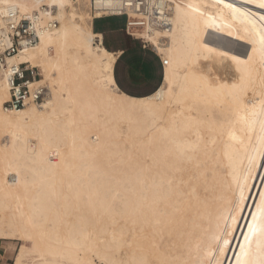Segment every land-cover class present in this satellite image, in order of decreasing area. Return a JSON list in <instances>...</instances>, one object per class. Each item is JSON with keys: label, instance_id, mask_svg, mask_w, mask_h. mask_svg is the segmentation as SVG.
I'll return each mask as SVG.
<instances>
[{"label": "bare ground", "instance_id": "1", "mask_svg": "<svg viewBox=\"0 0 264 264\" xmlns=\"http://www.w3.org/2000/svg\"><path fill=\"white\" fill-rule=\"evenodd\" d=\"M166 1L172 30L134 33L164 80L135 98L90 0H0L1 25L9 7L58 22L10 60L40 69L42 106L5 111L0 76V241L21 243L14 264H264V0Z\"/></svg>", "mask_w": 264, "mask_h": 264}, {"label": "built area", "instance_id": "2", "mask_svg": "<svg viewBox=\"0 0 264 264\" xmlns=\"http://www.w3.org/2000/svg\"><path fill=\"white\" fill-rule=\"evenodd\" d=\"M10 1V0H3ZM44 15L54 10L43 5ZM94 20L102 18H125V33L140 41L144 49H155L151 43L135 36L136 31L147 35L168 34L173 28L170 3L166 0H90ZM97 14L102 16L97 17ZM5 24H0V76H4L9 88V100L4 110L14 112L34 104L42 106L50 96V90L36 81L42 74L38 67L27 62H11L19 54L28 52L40 42L43 35L53 32L58 22L44 19L39 10L26 14L17 7H9L4 14ZM165 37H160V41Z\"/></svg>", "mask_w": 264, "mask_h": 264}, {"label": "crops", "instance_id": "3", "mask_svg": "<svg viewBox=\"0 0 264 264\" xmlns=\"http://www.w3.org/2000/svg\"><path fill=\"white\" fill-rule=\"evenodd\" d=\"M103 19H108V18H102L93 21L94 31H95V23ZM124 29L125 27L123 28V31L125 33ZM96 33L102 34L101 32H96ZM103 41H104V35H103ZM104 46H105V41H104ZM142 49L145 50L143 47ZM109 51L119 54L118 60L114 68V76H115L116 84L122 92H124L125 94L131 97L145 98L150 95H153L156 91L160 89L164 80V62L156 52L154 53L160 58V61L163 65V79L161 83H160L159 73H156L154 71L155 70L154 68H156L154 67L155 64L152 63L153 60L151 59V57L144 55L146 53L137 52L132 54L133 52H130L129 50L125 48H121L119 46ZM4 250H5V246L1 242L0 264H5L6 261L11 260V257L8 254V252Z\"/></svg>", "mask_w": 264, "mask_h": 264}, {"label": "rangeland", "instance_id": "4", "mask_svg": "<svg viewBox=\"0 0 264 264\" xmlns=\"http://www.w3.org/2000/svg\"><path fill=\"white\" fill-rule=\"evenodd\" d=\"M88 6V5H87ZM126 19L125 18H108L103 19L95 23V31L101 32L104 35V41L105 46L112 50L115 47H121L129 50L130 52L139 53L144 52L146 56L151 57L153 60V64L156 73H159L160 83L163 79V65L160 61V58L154 53L152 49H145L143 50L142 43L130 36H127L126 33H124L123 28L125 27ZM156 51V49H155ZM157 53V51H156ZM158 54V53H157ZM128 147V145H127ZM3 243L5 246V250L11 257V260L6 261L5 264H14V258L16 254L21 249V243L20 242H13V241H0V243ZM14 244V245H13ZM3 254V253H2ZM98 263V261H96ZM99 264V263H98Z\"/></svg>", "mask_w": 264, "mask_h": 264}, {"label": "snow or ice", "instance_id": "5", "mask_svg": "<svg viewBox=\"0 0 264 264\" xmlns=\"http://www.w3.org/2000/svg\"><path fill=\"white\" fill-rule=\"evenodd\" d=\"M260 6H261V7H264V3H261ZM109 82H110V81H109ZM261 211L264 212V209H262ZM255 231H256L255 228H249V233H250V235L254 234ZM245 242H246V243H249V238L246 237V238H245ZM241 252H242V254H246V253H245V250H244L243 248L241 249ZM237 264H239V261L237 262Z\"/></svg>", "mask_w": 264, "mask_h": 264}]
</instances>
